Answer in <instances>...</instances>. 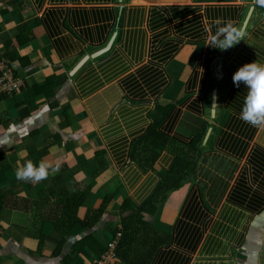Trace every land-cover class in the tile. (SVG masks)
<instances>
[{
  "label": "crops",
  "instance_id": "crops-1",
  "mask_svg": "<svg viewBox=\"0 0 264 264\" xmlns=\"http://www.w3.org/2000/svg\"><path fill=\"white\" fill-rule=\"evenodd\" d=\"M217 18L232 21L243 40L227 50L208 46L205 27L214 34ZM0 60L25 83L0 100V193L33 202L29 213H0V264H63L66 255L94 264L95 252L73 249L85 236L78 228L55 255L52 240L38 251L29 227L58 211L55 182L70 191L88 186L79 215L110 198L94 229L109 242L119 205L146 201L175 159L164 150L146 173L129 160L133 141L161 117L160 130L183 143L204 122L211 127L191 175L145 216L171 239L150 264H264V128L238 119L247 89L232 81L244 64H264V8L252 0H0ZM215 63L224 76L212 116L206 90ZM97 151L107 166L89 181ZM25 160L60 170L39 183L19 181Z\"/></svg>",
  "mask_w": 264,
  "mask_h": 264
},
{
  "label": "trees",
  "instance_id": "trees-1",
  "mask_svg": "<svg viewBox=\"0 0 264 264\" xmlns=\"http://www.w3.org/2000/svg\"><path fill=\"white\" fill-rule=\"evenodd\" d=\"M255 7L259 12L262 9L256 5ZM223 76V65L221 63H215L210 67L209 84L206 90L208 95L214 89L219 88ZM156 110L161 116H165L167 112L165 108H157ZM162 121H164L162 117L157 121H153L145 134L133 141L129 160L142 172L146 173L154 168L164 150L172 152L175 159L168 171L160 176L159 184L146 201L136 205L132 200L126 199L119 205V228L107 227L111 228L107 229L111 233V239L119 235L113 249L114 257L110 264H150L155 252L170 242V237L156 231L153 224L145 220V216H154L159 206L165 203L166 196L170 192L180 189L191 175L190 172L202 152L205 133L211 127L209 123L204 122L191 140L188 143H183L170 138L169 135L160 130ZM104 156L103 151L96 152L94 156L96 168L94 173L89 176V181L95 180L105 170L107 165ZM53 187L54 198L58 201L56 204L58 211L56 207L50 208L41 218L40 223H35L29 227V235L39 241L38 251L42 249L45 242L52 240L56 245L54 254H62L68 238L73 235V230L78 228L85 232V236L77 242L73 249L81 251L87 248L95 252L96 256L100 258L109 249L110 241L107 243L102 241L94 229L104 217L110 198L105 197L98 209L89 211L84 217H80V208L84 206L89 193L86 189L88 186L83 190L70 191L64 182L59 184L55 182ZM19 200L16 197H10L6 193H0V213L3 209L29 213L32 210L33 202L23 198ZM230 214L231 216L234 215H232V212ZM48 230L51 233L46 235ZM72 260V256L66 255L63 258V264H71Z\"/></svg>",
  "mask_w": 264,
  "mask_h": 264
},
{
  "label": "clouds",
  "instance_id": "clouds-1",
  "mask_svg": "<svg viewBox=\"0 0 264 264\" xmlns=\"http://www.w3.org/2000/svg\"><path fill=\"white\" fill-rule=\"evenodd\" d=\"M252 3L264 8V0H252ZM212 24L216 26L214 34L211 26L205 27L208 46L227 50L243 40L241 30L232 21L217 18ZM232 81L236 87L243 83L247 89L238 119L254 127L264 128V64L256 61L244 64L234 72ZM59 170V163L53 165L47 160H41L34 164L31 160H25L18 163L15 178L23 182L39 183L48 179L50 174H57Z\"/></svg>",
  "mask_w": 264,
  "mask_h": 264
},
{
  "label": "built area",
  "instance_id": "built-area-1",
  "mask_svg": "<svg viewBox=\"0 0 264 264\" xmlns=\"http://www.w3.org/2000/svg\"><path fill=\"white\" fill-rule=\"evenodd\" d=\"M25 83L20 78L14 67L4 60H0V100L20 93ZM119 235L111 239L108 250L100 258H97L94 264H110L114 257L113 249L116 246Z\"/></svg>",
  "mask_w": 264,
  "mask_h": 264
},
{
  "label": "water",
  "instance_id": "water-1",
  "mask_svg": "<svg viewBox=\"0 0 264 264\" xmlns=\"http://www.w3.org/2000/svg\"><path fill=\"white\" fill-rule=\"evenodd\" d=\"M109 45H110V44H108V45L106 46L105 49H103V50L99 51L97 54H95V55L93 56V58L96 57V56H99V55L102 54V53H104V52L108 49ZM81 64H83V63H81ZM81 64H80V65H81ZM80 65H79V66H80ZM216 106H217V91L214 89V90L212 91V94H211V107H210V113H211L212 116H214V114H215ZM209 132H210V128L208 129V132H207V135H206V137H205V140H206V138L208 137Z\"/></svg>",
  "mask_w": 264,
  "mask_h": 264
}]
</instances>
